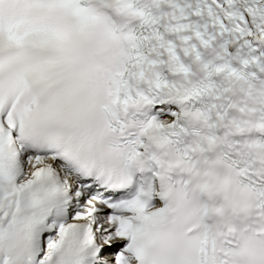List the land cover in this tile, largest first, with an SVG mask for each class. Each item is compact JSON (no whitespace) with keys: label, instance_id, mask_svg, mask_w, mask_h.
Listing matches in <instances>:
<instances>
[{"label":"snow or ice","instance_id":"6c2138e0","mask_svg":"<svg viewBox=\"0 0 264 264\" xmlns=\"http://www.w3.org/2000/svg\"><path fill=\"white\" fill-rule=\"evenodd\" d=\"M0 264H264V0H0Z\"/></svg>","mask_w":264,"mask_h":264}]
</instances>
